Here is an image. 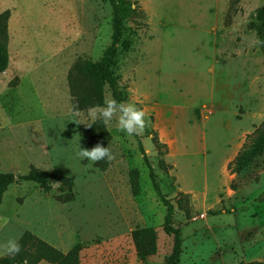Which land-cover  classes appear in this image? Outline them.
<instances>
[{"label": "rangeland", "instance_id": "obj_1", "mask_svg": "<svg viewBox=\"0 0 264 264\" xmlns=\"http://www.w3.org/2000/svg\"><path fill=\"white\" fill-rule=\"evenodd\" d=\"M119 2L123 38L132 44L119 52L113 72L127 92L125 103L143 110L147 125L129 137L119 130V113L113 115L106 125L113 158L101 172L79 155L89 148L78 127L93 120L89 110L72 111L66 77L75 61L95 62L110 44L108 2L0 0V13H9L0 172L25 175L34 167L53 175L48 192L32 182L9 186L0 205V216L8 218L0 245L30 232L64 253L79 244V264H140L130 234L152 227L157 253L146 262L164 264L173 239L162 229L166 208L141 144L174 208L178 264L264 262V150L240 174L227 169L245 135L264 120V23L255 17L264 0ZM109 99L107 91L104 104ZM159 111L174 128L176 154L164 119L156 124L159 136L154 127ZM153 137L168 144L170 156L167 148H155ZM131 169L139 171L137 196ZM59 178L68 179L70 191H59ZM180 192L188 195V218L176 206ZM67 194L72 199L62 201Z\"/></svg>", "mask_w": 264, "mask_h": 264}, {"label": "trees", "instance_id": "obj_2", "mask_svg": "<svg viewBox=\"0 0 264 264\" xmlns=\"http://www.w3.org/2000/svg\"><path fill=\"white\" fill-rule=\"evenodd\" d=\"M111 8V40L110 44L104 49L101 57L95 61L78 59L70 67L66 81L69 94L72 98L71 108L73 112H84L90 108L100 105L104 106L105 92H109L111 99L117 102L127 100V92L119 85V77L113 72L117 63L119 52L129 50L131 41L123 38L124 25L121 14V5L119 0H106ZM135 8L131 12H135ZM9 13L7 11L0 13V73L5 72L9 64L8 54V34L7 19ZM256 20L264 23V8L259 9L255 13ZM79 135L86 142L89 151L97 144L107 148L111 140V134L101 119L80 125L78 127ZM155 148H166L165 145L159 143L156 137L152 138ZM139 149L143 161L145 162L152 187L156 195L163 200L166 208L164 217L163 231L167 236H172L173 246L170 255L166 258L164 264H178L181 253V232L174 229L170 220L173 215V205L166 201L159 189L156 181V175L150 165L145 152L139 144ZM264 150V120L256 127L253 132L246 135L245 141L236 156L227 165V169L232 174H240L243 172L253 160L260 156ZM94 166L101 172L108 169L109 162L107 157L100 161L93 162ZM49 172L38 170L31 167L25 175H15L13 173L0 172V205L5 192L13 183L32 182L39 186L44 192L51 189ZM62 186L59 188L61 193L71 190V184L66 178L58 179ZM129 185L133 196H137L140 192L139 188V171L131 169L129 171ZM72 199L71 194L64 195L61 200L66 202ZM176 206L186 218L189 217V200L188 195L178 193ZM136 257L140 264H147V259L157 253V236L156 231L152 227L135 228L130 234ZM18 242L21 251L15 256L6 255L0 258V264H39L44 261L48 264H79V255L81 246L75 245L66 253L61 252L42 240H39L30 232H24ZM250 264H264V262H253Z\"/></svg>", "mask_w": 264, "mask_h": 264}, {"label": "clouds", "instance_id": "obj_3", "mask_svg": "<svg viewBox=\"0 0 264 264\" xmlns=\"http://www.w3.org/2000/svg\"><path fill=\"white\" fill-rule=\"evenodd\" d=\"M117 112L119 113L118 127L121 132L129 137L144 133L147 125L146 114L143 110L138 109L135 104L109 99L105 101L104 106L96 105L89 109L92 120L95 121L99 118L105 125L109 124ZM79 155L93 162L100 161L105 157L109 160L113 158L108 147L105 148L99 144L91 151L79 149ZM7 223L8 218L0 216V226ZM0 248H3L4 254L9 256H15L21 251V246L15 238L7 240L5 244L0 245Z\"/></svg>", "mask_w": 264, "mask_h": 264}, {"label": "crops", "instance_id": "obj_4", "mask_svg": "<svg viewBox=\"0 0 264 264\" xmlns=\"http://www.w3.org/2000/svg\"><path fill=\"white\" fill-rule=\"evenodd\" d=\"M66 82H67V81H66ZM187 106H191V105H185V107H187ZM203 107H205V106H203ZM159 118L164 119V123H163V124L166 125V128H167L168 131L172 132V134H171V135H172V136H171L172 139H171V140L174 141V147H175L176 138H175V134H174V128L171 127V126L168 124V122H167V118H166V114H165V113L160 112V111H159V113H157V117H156V120H155L154 127L156 126V124H158V120H159ZM259 125H260V124H259ZM259 125H258V126H259ZM258 126H257V127H258ZM255 128H256V127H255ZM255 128H254V129H255ZM254 129H253V130H254ZM156 130L158 131L157 126H156ZM252 132H253V131H252ZM249 134H250V133H249ZM246 135H248V134H246ZM246 135H245V137H246ZM158 136H159V131H158ZM159 143L162 144V145H165V147L168 149V153H169V156H170V149H169L168 144H167L165 141H161L160 138H159ZM174 150H175V154H176V152L178 151V150L176 149V147H175ZM204 153L207 154V148L204 149ZM237 153H238V152H237ZM233 159H234V158H233ZM233 159H232V160H233ZM232 160H230V161H232ZM230 161H229V162H230ZM229 162H228V163H229ZM227 165H228V164H227Z\"/></svg>", "mask_w": 264, "mask_h": 264}, {"label": "water", "instance_id": "obj_5", "mask_svg": "<svg viewBox=\"0 0 264 264\" xmlns=\"http://www.w3.org/2000/svg\"><path fill=\"white\" fill-rule=\"evenodd\" d=\"M55 188V187H54Z\"/></svg>", "mask_w": 264, "mask_h": 264}]
</instances>
